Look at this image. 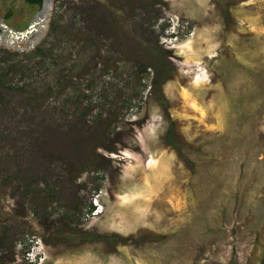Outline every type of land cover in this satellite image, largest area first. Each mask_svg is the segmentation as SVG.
Wrapping results in <instances>:
<instances>
[{
	"label": "rangeland",
	"instance_id": "1",
	"mask_svg": "<svg viewBox=\"0 0 264 264\" xmlns=\"http://www.w3.org/2000/svg\"><path fill=\"white\" fill-rule=\"evenodd\" d=\"M39 9L0 0V19L23 31ZM16 46L0 264H261L264 0H52Z\"/></svg>",
	"mask_w": 264,
	"mask_h": 264
},
{
	"label": "trees",
	"instance_id": "2",
	"mask_svg": "<svg viewBox=\"0 0 264 264\" xmlns=\"http://www.w3.org/2000/svg\"><path fill=\"white\" fill-rule=\"evenodd\" d=\"M28 4H31V5H37V6H41L42 5V2H43V0H25ZM57 29H58V25H56V24H53V26L51 25V29H50V32H49V36H51V35H54V37L56 36L57 37ZM5 50V49H4ZM53 50H54V48H52L51 49V51H50V53H47L41 46H38L35 50H32L31 51V53H29L28 55H27V57H29V59H39V62H48V61H50V62H54L55 60H54V54H53ZM18 54H20L18 51H16V52H12V55H18ZM5 61H7V62H9V60H5ZM12 61V62H11ZM15 60H13V58L10 60V62H11V64L8 66V68H4V69H6V71H10L9 69H11V70H13V68H15L16 67V65L18 64V63H16V61L14 62ZM4 65V64H3ZM23 68H25L26 67V65H23L22 66ZM147 69H148V67L146 66V67H142L140 70H139V72L140 73H146L147 72ZM2 72H3V68H1V74H2ZM18 72V71H17ZM21 79H22V77H20ZM0 81H1V79H0ZM46 83H44V85H45ZM47 85H45V87H46ZM45 95L43 96L44 97V99H43V102H46V100H49L53 95H54V93L55 92H53V90L52 89H47V90H45ZM32 107H30V109H31ZM32 111H34V110H32ZM31 111V112H32ZM44 120H46V117H44L43 118ZM33 120V119H32ZM44 120H42V121H44ZM47 121V120H46ZM34 134H36V135H34ZM33 136H37V137H39V138H44V136H45V129H43V127H42V129L40 128H38V129H36V130H34V133L32 134ZM81 168H79V170H80ZM93 209H94V207H93V205L90 203V207H89V209L87 210V212H86V214H88V216H90V214L92 213V211H93ZM84 235H86V234H84ZM90 236H92V237H94V238H101L102 236H100V235H98V234H92V235H90ZM90 236H88V237H90ZM33 241V240H32ZM19 245L22 247V249H23V254H25V253H27L28 251V249L30 248V246H31V244H29L28 242H26V240H20L19 241ZM261 264H264V259L262 260V262H261Z\"/></svg>",
	"mask_w": 264,
	"mask_h": 264
},
{
	"label": "water",
	"instance_id": "3",
	"mask_svg": "<svg viewBox=\"0 0 264 264\" xmlns=\"http://www.w3.org/2000/svg\"><path fill=\"white\" fill-rule=\"evenodd\" d=\"M52 0H43L39 11L36 13L29 27L23 31H16L0 19V44L17 49L16 43L29 39L36 29L47 20Z\"/></svg>",
	"mask_w": 264,
	"mask_h": 264
}]
</instances>
